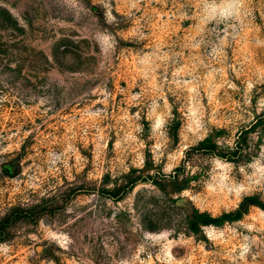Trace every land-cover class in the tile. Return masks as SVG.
I'll use <instances>...</instances> for the list:
<instances>
[{"label":"rangeland","instance_id":"rangeland-1","mask_svg":"<svg viewBox=\"0 0 264 264\" xmlns=\"http://www.w3.org/2000/svg\"><path fill=\"white\" fill-rule=\"evenodd\" d=\"M0 264H264V0H0Z\"/></svg>","mask_w":264,"mask_h":264}]
</instances>
